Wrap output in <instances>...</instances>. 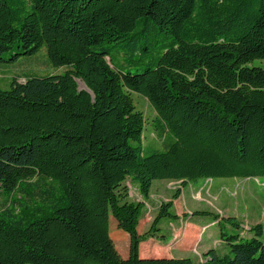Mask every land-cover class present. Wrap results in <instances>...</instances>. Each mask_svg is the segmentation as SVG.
I'll return each instance as SVG.
<instances>
[{
  "label": "trees",
  "instance_id": "1",
  "mask_svg": "<svg viewBox=\"0 0 264 264\" xmlns=\"http://www.w3.org/2000/svg\"><path fill=\"white\" fill-rule=\"evenodd\" d=\"M42 48L63 73L0 89V264H193L140 257L177 216L163 202L139 235L143 204L124 182L148 198L156 180L264 175V68L249 65L264 59V0H0V64ZM134 93L155 112L160 148L143 147ZM110 216L129 236L126 259ZM248 231L205 264H264V224Z\"/></svg>",
  "mask_w": 264,
  "mask_h": 264
},
{
  "label": "rangeland",
  "instance_id": "2",
  "mask_svg": "<svg viewBox=\"0 0 264 264\" xmlns=\"http://www.w3.org/2000/svg\"><path fill=\"white\" fill-rule=\"evenodd\" d=\"M46 61V50L42 48L28 60L17 57L15 60L1 63L0 89H9L13 78L23 83L25 76L29 74L35 73L36 76L60 74L66 69V67H53ZM249 65L264 68V59H255ZM141 68H144V65ZM130 69L135 72L136 67ZM77 83L80 89L84 88L80 80H77ZM132 99L146 121L142 138L143 147L160 148L161 141L152 128L155 112L149 103L137 94L133 95ZM182 185L181 181H153L149 196L146 198L141 195L137 181L128 178L124 182V186L128 189V201L143 204L137 227L139 235L149 230L161 203L171 201L173 205L170 213L178 215L177 218L161 219L153 238L141 242L142 253H147L146 251H150L151 247H155L159 249V252H156L158 257L172 254L177 258L190 259L193 264H205L206 258L202 252L212 249L220 256L229 254V245L225 241L227 237L239 235L244 240L249 239L252 234L248 229L252 227L254 219L264 220V175L244 179H198ZM179 188L181 193L177 199H174L175 192ZM215 216L233 218L232 222L240 223L241 229L221 219L216 221ZM221 233L226 235L224 240ZM109 236L119 256L126 259L129 236L117 228L112 216L109 217ZM181 246L187 247L188 250H178Z\"/></svg>",
  "mask_w": 264,
  "mask_h": 264
},
{
  "label": "crops",
  "instance_id": "3",
  "mask_svg": "<svg viewBox=\"0 0 264 264\" xmlns=\"http://www.w3.org/2000/svg\"><path fill=\"white\" fill-rule=\"evenodd\" d=\"M177 217H178V215H177ZM218 219H222L223 220V219H227V218L218 216ZM216 221H218V220H216ZM256 224H264V220H260V219L259 220H256V219H254V222L251 225L253 226V225H256ZM178 250H184V251H186V250H188V248L187 247H184V246H181V247L178 248ZM207 251L208 250H206L205 252H202V254L204 255ZM146 252L147 253H142L141 252V247L139 246V255L142 258H150V257L156 258V257H158V255L156 254V252H159V249L158 248H155V247H151L150 248V251H146ZM166 257H168V258H177V257L173 256L172 254L171 255L169 254Z\"/></svg>",
  "mask_w": 264,
  "mask_h": 264
}]
</instances>
